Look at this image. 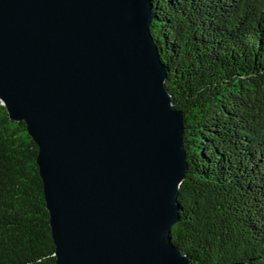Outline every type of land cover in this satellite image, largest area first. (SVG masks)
<instances>
[{
	"label": "water",
	"instance_id": "95a60500",
	"mask_svg": "<svg viewBox=\"0 0 264 264\" xmlns=\"http://www.w3.org/2000/svg\"><path fill=\"white\" fill-rule=\"evenodd\" d=\"M153 0H0V102L38 146L56 264H192L185 122Z\"/></svg>",
	"mask_w": 264,
	"mask_h": 264
},
{
	"label": "trees",
	"instance_id": "16d2710c",
	"mask_svg": "<svg viewBox=\"0 0 264 264\" xmlns=\"http://www.w3.org/2000/svg\"><path fill=\"white\" fill-rule=\"evenodd\" d=\"M188 173L173 244L192 264H264V0H153ZM38 146L0 102V264H56Z\"/></svg>",
	"mask_w": 264,
	"mask_h": 264
}]
</instances>
